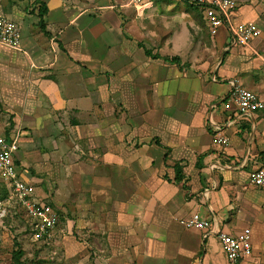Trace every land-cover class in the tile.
<instances>
[{
  "label": "crops",
  "instance_id": "1",
  "mask_svg": "<svg viewBox=\"0 0 264 264\" xmlns=\"http://www.w3.org/2000/svg\"><path fill=\"white\" fill-rule=\"evenodd\" d=\"M233 1L231 22L261 31L248 46L182 0H0L20 32L18 48L0 44L14 126L0 134L19 132L17 170L57 211L53 232L64 217L107 264H226L218 233L249 228L242 264H264V191L249 182L264 110L226 101L231 80L264 96V0ZM194 212L211 229L181 224Z\"/></svg>",
  "mask_w": 264,
  "mask_h": 264
},
{
  "label": "built area",
  "instance_id": "2",
  "mask_svg": "<svg viewBox=\"0 0 264 264\" xmlns=\"http://www.w3.org/2000/svg\"><path fill=\"white\" fill-rule=\"evenodd\" d=\"M156 0H130L135 7H143ZM199 5L203 8L211 34H216L218 28L226 25L232 44L248 46L252 39L261 34L260 29L253 22L232 23L230 13L235 3L233 0H182ZM18 26L0 16V44L11 48L19 46ZM230 91L226 101L237 107L240 114H247L257 110H264V96L260 97L248 91L237 80L230 81ZM213 143L217 146L225 145L227 136L216 127L212 134ZM19 132L12 136L0 134V180L7 185L9 195L0 200V221L6 217V204L14 200L26 212L29 227L34 240L50 239L56 227L59 216L57 211L47 202L36 197L33 185L25 181L17 170L14 156L18 151ZM249 182L264 191V166L249 173ZM185 227L206 232L211 229L209 220L194 212L187 219L180 221ZM219 241L225 253L226 264H242V260L251 255V230L244 228L235 235L224 232L218 233Z\"/></svg>",
  "mask_w": 264,
  "mask_h": 264
},
{
  "label": "rangeland",
  "instance_id": "3",
  "mask_svg": "<svg viewBox=\"0 0 264 264\" xmlns=\"http://www.w3.org/2000/svg\"><path fill=\"white\" fill-rule=\"evenodd\" d=\"M120 1L124 3L127 0ZM31 5L36 7V4ZM10 123L9 114L0 106V132L14 128ZM2 194L0 183V198ZM72 230L61 216L58 230L53 232L55 233L53 237L34 240L26 212L14 200H10L6 204V217L0 221V264H15L13 261L15 244L23 251L21 264H107L105 263L107 252H98L96 245L89 244L95 240L94 238H88L87 235ZM89 246L93 248L90 249Z\"/></svg>",
  "mask_w": 264,
  "mask_h": 264
},
{
  "label": "trees",
  "instance_id": "4",
  "mask_svg": "<svg viewBox=\"0 0 264 264\" xmlns=\"http://www.w3.org/2000/svg\"><path fill=\"white\" fill-rule=\"evenodd\" d=\"M45 12H46V8L44 7V5H40L39 6V11H38L39 17L42 18L43 15L45 14ZM9 130H10V128H7V132ZM2 190H3V194H2V198H0V200H3L5 197H8V194H9V189L3 184H2ZM30 233L32 234L31 230H30ZM15 245H16V249L14 250L13 261H14L15 264H21V260L20 259L22 257L23 251L18 247V244H15Z\"/></svg>",
  "mask_w": 264,
  "mask_h": 264
}]
</instances>
